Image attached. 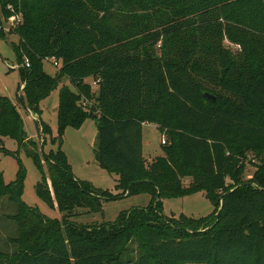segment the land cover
<instances>
[{
	"label": "trees",
	"instance_id": "trees-1",
	"mask_svg": "<svg viewBox=\"0 0 264 264\" xmlns=\"http://www.w3.org/2000/svg\"><path fill=\"white\" fill-rule=\"evenodd\" d=\"M9 2L14 10L0 6V27L22 16L8 33L19 39L12 44L19 100L37 113L58 89V149L40 156L16 107L0 96V150L3 138L26 147L40 174L37 197L62 217L21 200L23 171L11 184L0 172V199L16 206L17 226L15 249L0 252V264H264V0ZM225 35L240 52L224 47ZM48 59L58 63L54 77L42 69ZM87 119L97 128L99 167L118 177L116 194L75 178L61 150L65 130ZM144 123L168 139L148 168ZM249 158L256 170L246 179ZM197 193L213 205L208 216L163 214L162 199ZM139 194L150 196L149 205L114 222L71 221L75 210L92 214L104 201Z\"/></svg>",
	"mask_w": 264,
	"mask_h": 264
},
{
	"label": "rangeland",
	"instance_id": "rangeland-1",
	"mask_svg": "<svg viewBox=\"0 0 264 264\" xmlns=\"http://www.w3.org/2000/svg\"><path fill=\"white\" fill-rule=\"evenodd\" d=\"M19 1V0H16ZM5 1L0 0V6ZM16 22L3 19L0 28V96L8 98L16 107L22 121L23 129L28 140L37 144V153L40 156L56 152L57 142V107L58 89L42 100L39 104L37 113H32L20 102L19 95L23 88V78L19 67L21 64L16 59L12 50V44H17L19 39L16 35L8 33L15 30L22 22V16L17 15ZM224 47L231 53L240 52V46L232 43L225 35L223 40ZM59 67L53 65V60H44L42 69L45 74L54 77ZM90 82V80H89ZM61 83L74 87L67 80ZM93 91H96V87ZM93 102H88L91 106ZM47 126L46 131H41V124ZM142 128L143 136V156L147 168L157 159L164 156L161 144L164 132L155 124L144 123ZM97 128L92 119H87L80 130L67 128L63 136L61 150L67 157L68 164L75 178L89 182L93 187L116 194L115 190L117 175L110 173L99 167L97 163L98 148ZM167 143L168 139L165 137ZM166 146V145H165ZM3 150H0V172L2 173L5 184L16 181L19 171L24 172L23 194L21 200L29 207L36 209L40 214L50 219H61L62 215L58 210L48 207L36 195L35 187L40 180V174L31 157L27 155L26 147L19 146L18 143L9 138L2 139ZM264 163V156H263ZM44 176L48 180V166L42 164ZM256 167L247 160L244 178L248 179L254 175ZM189 178L182 180L183 185H188ZM150 196L147 194L132 195L102 202V208L96 213L89 214L83 209L75 210L76 216L71 221L79 225L97 226L104 223L114 222L118 216L134 208H145L150 203ZM163 214L178 217L185 215L191 218L208 216L213 211V205L205 198L204 193L176 198L162 199ZM16 206L10 203L7 198L0 199V252L11 253L15 246L11 239L17 236V226L10 216L15 214ZM136 245L129 247V254L135 258L137 256Z\"/></svg>",
	"mask_w": 264,
	"mask_h": 264
},
{
	"label": "built area",
	"instance_id": "built-area-1",
	"mask_svg": "<svg viewBox=\"0 0 264 264\" xmlns=\"http://www.w3.org/2000/svg\"><path fill=\"white\" fill-rule=\"evenodd\" d=\"M3 1L6 2V10H9V11L13 12L14 9H13V6L9 2L10 0H3ZM17 19H18V16L17 15H12L11 17H9L8 20L11 21V22H16ZM53 65L55 67H58L57 61L53 60ZM24 66L25 67H28L29 66V63H28L27 60L24 62ZM92 84H93V86H95L96 85V82H93ZM165 143H166V139H165V136H163L162 137V140H161V144L162 145H165Z\"/></svg>",
	"mask_w": 264,
	"mask_h": 264
},
{
	"label": "water",
	"instance_id": "water-1",
	"mask_svg": "<svg viewBox=\"0 0 264 264\" xmlns=\"http://www.w3.org/2000/svg\"><path fill=\"white\" fill-rule=\"evenodd\" d=\"M208 98L211 99V100H214V98H213L212 96H209V95H208ZM221 199H222V198H221Z\"/></svg>",
	"mask_w": 264,
	"mask_h": 264
},
{
	"label": "crops",
	"instance_id": "crops-1",
	"mask_svg": "<svg viewBox=\"0 0 264 264\" xmlns=\"http://www.w3.org/2000/svg\"><path fill=\"white\" fill-rule=\"evenodd\" d=\"M145 124H143V126H144ZM142 145H143V136H142Z\"/></svg>",
	"mask_w": 264,
	"mask_h": 264
}]
</instances>
